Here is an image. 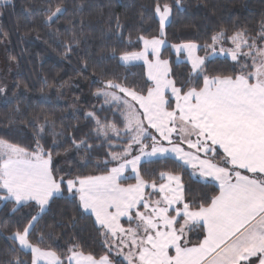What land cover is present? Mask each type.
Returning a JSON list of instances; mask_svg holds the SVG:
<instances>
[{
  "label": "trees",
  "instance_id": "obj_1",
  "mask_svg": "<svg viewBox=\"0 0 264 264\" xmlns=\"http://www.w3.org/2000/svg\"><path fill=\"white\" fill-rule=\"evenodd\" d=\"M158 4L171 9L161 56L169 60L170 76L181 91L200 87L204 77L248 76L240 58L227 56L207 60L204 75L194 76L186 61L175 60L170 44L193 42L204 53L219 33L224 40L234 33L256 36L264 32V0H9L0 4V62L13 68L6 79L0 71V140L49 156L54 178L108 171L110 152L121 150L127 140L110 147L114 138L96 134L86 112L96 111L101 121L123 128L115 106L104 105L96 92L107 86L141 94L148 90L144 66L124 64L119 55L138 50L141 37L160 35ZM139 172L153 183L161 182L163 173L177 174L184 204L192 210L209 205L219 191L217 183L169 156L140 163ZM21 234L63 262L80 252L127 264L64 188L42 210L35 200L17 203L0 188V264H32L30 252L14 237ZM203 235L200 225L190 226L188 243H199Z\"/></svg>",
  "mask_w": 264,
  "mask_h": 264
},
{
  "label": "rangeland",
  "instance_id": "obj_2",
  "mask_svg": "<svg viewBox=\"0 0 264 264\" xmlns=\"http://www.w3.org/2000/svg\"><path fill=\"white\" fill-rule=\"evenodd\" d=\"M8 1L0 0V4ZM155 14L159 21L160 35L153 38L141 37V47L138 50L119 55V60L124 64L139 63L144 66L146 78L150 83L148 90L141 94L120 86H107L96 92L97 95L101 96L104 105L115 106L117 113L122 118L123 128H119L112 121H101L96 111L86 112V115L91 116L95 121L96 134L104 138H114L113 141L109 142L110 147L118 146L121 139L127 140L126 144L123 145L121 150L110 152L109 159L112 161V165L104 175L83 180L78 178L60 179L54 178L52 175L53 187L58 189L52 195H59L62 193L63 188L68 193L74 194L81 202L80 204L87 211H90L89 214L101 228L103 234L106 235L108 246L115 253L116 258L124 259L125 257L127 264H140L137 260L138 251L136 250L143 237H145L144 232L149 231L148 234H150L152 231L153 235L151 236L153 237L155 236L154 234L159 232L155 230V225H152V230H150L151 223L148 218H140L142 214L145 216L157 215L160 212L163 214L162 209H165V214L169 216L172 209L174 210L173 214H176L178 209V203L173 204L170 208L167 207L169 201L163 198L160 193V186H158L161 182H148L141 177L139 172L140 163L154 158L172 156V158L188 167L193 174L197 175V167L192 166L191 168L188 166L189 161L193 159V157L189 158L188 155L202 153L212 155L213 159L216 158L223 164L234 166L232 160L231 164H229L228 154L217 149L216 143L205 140L204 132L196 129V124L204 123L197 116L200 112L196 110L188 111L190 108H188L187 104L192 97H195L198 104H200L203 98L210 96V92L203 89L204 87H189L183 94L184 104L181 103V107L177 105L178 98L181 95L180 89L170 76L169 60L161 56L162 49L167 44L163 34L171 16L170 6L167 4L156 5ZM224 39L220 33L216 34L212 43L208 45L209 50L204 53H200V46L193 42L173 43L170 44V47L174 53L175 60L186 61L194 76L204 75L207 60L216 56H227L235 60L240 58L243 61V65L247 69L249 68L250 72L248 75L251 78L257 79V76H259L258 78L264 81V32L253 37L245 36L242 33H234L227 37V40ZM2 58L3 55L0 52V60L3 61ZM0 71L6 79L13 72V68L0 62ZM169 99L176 102V108L167 107ZM190 113L194 118L192 123L187 120ZM211 114V112H208L207 116L213 119ZM216 149L221 153V156L215 154ZM177 156H183L185 162L175 158ZM27 160L31 162L30 164L34 170H28L25 167L22 170L16 166L17 162L26 164ZM45 164L48 165L50 171L51 158L49 156L45 157L39 151H27L0 140V188L4 190L8 188L7 191L17 203L30 199V197L44 198L31 194L30 190L16 192L11 183L12 179L9 180V177L5 174L13 167L11 171L12 177H15L18 173L23 174L24 171L28 176H32L33 172V177L39 179L38 173L42 172V166H46ZM5 169H8L7 172ZM248 170L256 176L255 178L264 179V171L260 170V172H257V170L247 168L246 171ZM175 176L180 182L179 176L177 174ZM215 177L217 175L210 174L206 178L215 179ZM129 179L130 181L132 180V183L122 184L124 180L126 182ZM219 179L222 178L219 176L215 180L219 181ZM62 182L63 186L61 187ZM217 185L219 187L218 183ZM39 198L36 199V203L39 209L42 210L47 204L44 200H39ZM181 204L188 208L183 201V190L180 206ZM260 210L261 206L258 208V211ZM127 213L130 217L135 215L134 218H128V221L117 218L121 214ZM263 214L264 212L260 213L258 218ZM256 224L257 222L248 227L237 238L226 242L201 264L218 263L219 260L229 257L234 249L237 252L240 251L242 246L237 244L254 229ZM258 233H261V230ZM22 236L24 237V234L15 235L14 237L20 239ZM167 261L168 258L165 255L162 256L159 262L155 260L156 264H167Z\"/></svg>",
  "mask_w": 264,
  "mask_h": 264
},
{
  "label": "crops",
  "instance_id": "obj_3",
  "mask_svg": "<svg viewBox=\"0 0 264 264\" xmlns=\"http://www.w3.org/2000/svg\"><path fill=\"white\" fill-rule=\"evenodd\" d=\"M248 76L204 77L200 88L204 87L203 89L210 92V96L203 98L200 104L195 97L188 102L187 106L190 108L188 111H199L200 114L197 116L204 122L200 125L196 124V129L204 132L205 140L216 143L217 149L228 154L229 164L232 160L235 167L226 163L224 165L215 158L216 161L212 155L202 153L188 155L193 159L189 161V165L186 164L191 168L197 167L196 176L207 179L210 174H215L222 178L219 181L215 180L217 177L207 179L217 182L219 191L209 205L194 210L182 204L180 206L182 186L177 176L171 173L162 174V181L158 185L160 193L166 201H169L168 208L178 203V209L176 214H173L172 209L169 216L165 214V209H162L163 214L161 212L157 215L142 214L140 218H148L151 223L150 230L152 225H155V230L159 232L154 234V237L151 236L152 231L150 234L149 231L144 232L145 237L136 250L140 264H156L155 260L159 262L164 255L168 258L167 264H201L222 245L237 238L256 222L254 229L237 244L242 246L240 251L234 249L229 257L213 264H264V218H262L264 214L258 218V215L264 212V179L258 177L257 179L251 171H246L247 168L257 172L264 171V81L259 79V76L257 79ZM185 91H179L181 94L177 101L179 107L181 103L184 104ZM172 103L171 108H176V102L173 100ZM208 112L212 113L213 119L207 116ZM187 120H190V123L194 120L191 113ZM175 158L185 162L183 156ZM30 163L29 160L26 164L17 162L16 166L22 170L23 167L34 170ZM45 165L42 166V172L38 173L39 179L33 177V172L32 176H28L24 171L23 174L18 173L12 177L13 167L11 170L5 169L6 172L8 170L5 175L9 180L12 179L11 183L16 192L30 190L31 194L44 198L30 197V199L36 201L39 198L47 204L53 196L52 193L58 189L53 187L51 171L48 165ZM107 172L78 179L94 178ZM126 182L124 180L122 184L132 183V180ZM5 190L7 191L8 188ZM8 195L10 196L9 192ZM78 202L82 205L79 199ZM83 203L86 206L84 201ZM260 206L261 210L258 211ZM81 208L90 213L83 205ZM134 216L130 217L127 213L117 218L126 221ZM194 224L203 228L204 235L199 243L192 245L188 243L187 230ZM259 230L261 233H258ZM16 241L20 248L30 252L32 264H113L105 256L94 258L80 252L70 253L63 262L52 251L28 243L25 235L20 239L16 238ZM124 260L127 259L124 257Z\"/></svg>",
  "mask_w": 264,
  "mask_h": 264
}]
</instances>
